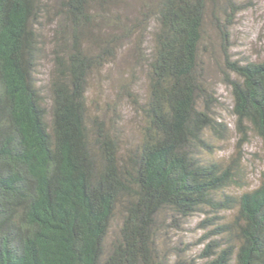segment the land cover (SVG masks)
<instances>
[{
    "label": "trees",
    "instance_id": "1",
    "mask_svg": "<svg viewBox=\"0 0 264 264\" xmlns=\"http://www.w3.org/2000/svg\"><path fill=\"white\" fill-rule=\"evenodd\" d=\"M113 5L0 0V264H186L161 257L159 234L168 218L202 212L214 227L201 254L205 264H264V182L227 194L242 186L238 158H207L215 149L206 134L223 140L228 132L213 117L218 101L204 77L201 48L212 6L222 15L212 12L238 156L250 131L264 142V61L228 55L230 29L245 7L236 0L144 6L141 20L154 23L151 46L142 51V41L136 48L147 69L145 125L138 146L121 156L105 124L90 120L86 100L89 76L115 58L122 38L98 34V19L106 20ZM43 23L53 28L50 120L35 77ZM118 206L121 225L109 244Z\"/></svg>",
    "mask_w": 264,
    "mask_h": 264
},
{
    "label": "rangeland",
    "instance_id": "2",
    "mask_svg": "<svg viewBox=\"0 0 264 264\" xmlns=\"http://www.w3.org/2000/svg\"><path fill=\"white\" fill-rule=\"evenodd\" d=\"M157 1L113 0L114 5L107 14V19L97 18L99 35L114 32L119 33L122 38L117 42L115 58L94 70L88 78L86 93L88 115L90 120L97 118L103 122L117 138L121 156L136 148L142 139L145 118L141 108L148 98V80L146 63L136 48L142 41H145L142 51L147 50L152 44L153 19L149 18L143 22L141 13L145 5L155 6ZM236 1L245 9L237 14L230 29L228 55L233 61L241 63L263 62L264 0ZM212 12L219 18L222 16L218 15V5L210 7L206 14L201 48L204 77L208 92L218 101L213 107V117L225 124L228 132L223 140L216 139L210 133L206 134V138L215 149L213 156L207 158L223 163L238 158L242 186L232 187L226 190V193L239 196L264 182V142L250 131L247 142L241 148V158L238 156L237 145L240 135L236 130V120L232 113L233 99L230 89L222 83L223 47ZM100 16L103 17V14ZM112 19L115 20V26L110 24ZM104 22L108 27H105ZM51 29L53 28L50 26L45 27V24L40 28L43 50L35 72L47 120L51 117L52 104L49 91V82L53 74ZM121 214V206H118L107 237L109 244L117 236ZM233 216L232 211L226 213L224 223L231 221ZM210 217V214L202 212L186 220L168 218L158 238V251L161 257L170 263L181 260L186 264H205L206 259L202 258L201 254L212 240L210 236L214 228L208 226L206 222Z\"/></svg>",
    "mask_w": 264,
    "mask_h": 264
}]
</instances>
